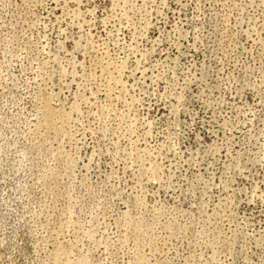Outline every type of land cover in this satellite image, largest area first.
Returning a JSON list of instances; mask_svg holds the SVG:
<instances>
[{
	"label": "rangeland",
	"instance_id": "rangeland-1",
	"mask_svg": "<svg viewBox=\"0 0 264 264\" xmlns=\"http://www.w3.org/2000/svg\"><path fill=\"white\" fill-rule=\"evenodd\" d=\"M0 264H264V0H0Z\"/></svg>",
	"mask_w": 264,
	"mask_h": 264
}]
</instances>
